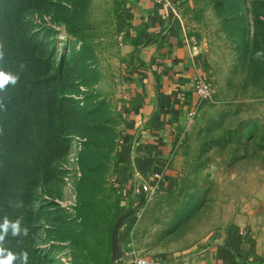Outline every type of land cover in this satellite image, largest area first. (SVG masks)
<instances>
[{
  "label": "rangeland",
  "instance_id": "obj_1",
  "mask_svg": "<svg viewBox=\"0 0 264 264\" xmlns=\"http://www.w3.org/2000/svg\"><path fill=\"white\" fill-rule=\"evenodd\" d=\"M169 6L201 49L212 98L199 105L173 155L172 189L134 201L123 198L116 172L130 85L131 52L123 45L132 25L129 1L11 6V29L30 55L31 79L58 73L56 94L78 108L70 112L66 105L64 134L55 145L45 139L46 154L32 148L31 167L14 166L12 188L0 193V224L19 221L21 231L13 235L9 228L0 257L11 251L13 264H24L25 253L27 264H109L114 225L125 217L119 244L127 259L175 258L219 243L232 226L249 223L250 206L264 207V40L257 22L264 21V5L172 0ZM20 33L29 41L22 43ZM20 64L12 69L18 79ZM43 86L42 100L33 98L29 108L41 129L48 126L46 80ZM18 87L17 80L11 89ZM39 157L52 160L53 169L39 170Z\"/></svg>",
  "mask_w": 264,
  "mask_h": 264
},
{
  "label": "crops",
  "instance_id": "obj_2",
  "mask_svg": "<svg viewBox=\"0 0 264 264\" xmlns=\"http://www.w3.org/2000/svg\"><path fill=\"white\" fill-rule=\"evenodd\" d=\"M132 25L123 36L130 53V80L125 107L117 181L125 200L145 198L137 191L149 184L172 189L174 153L182 143L199 99L195 78L205 77L201 49L189 42L170 6L158 0H128ZM264 207H249L248 224L239 222L219 243L156 264H264ZM243 219V217H242ZM250 226V227H249ZM109 264H131L126 253Z\"/></svg>",
  "mask_w": 264,
  "mask_h": 264
},
{
  "label": "trees",
  "instance_id": "obj_3",
  "mask_svg": "<svg viewBox=\"0 0 264 264\" xmlns=\"http://www.w3.org/2000/svg\"><path fill=\"white\" fill-rule=\"evenodd\" d=\"M20 1L22 2L19 3L17 0H0V70L12 73L14 64L18 66L21 63V72L18 79L19 87L16 90V87L11 89L13 84L9 83L3 89H0V120L4 119L2 131L6 140L3 150L0 151V193L12 188L14 184L12 181L15 176L13 168L16 164L20 168L27 170L31 167L30 163L36 157H31L30 152L32 148L37 152L46 154L47 147L45 146V150L43 149L45 139H47V142L49 141L50 145H55L57 143L56 140H59L63 136L64 122L70 116V113L69 115L66 113V105H68L70 112L71 109L75 111L78 108V104L74 100L66 97L60 99L56 94V85L61 80L58 73L47 75L45 77L47 79H31L30 55L27 54L28 51L18 48L15 35L13 34L14 29H11L13 24L12 15L16 12L11 6L13 4H20L21 7L27 3V0ZM262 1L264 0H256V2L263 3L264 5ZM257 22L259 23V32H261L260 34L264 40V21L257 20ZM18 36L22 43L29 41V38L25 37L24 34L20 33ZM17 53L21 55H17ZM30 79L32 85H30ZM45 80L49 84L47 91L48 126L45 129H41L33 126L32 119L29 117V108L33 98L39 99V102L42 100ZM28 85H30V88ZM51 85L54 87H51ZM54 120L57 126H54ZM62 140L65 139L63 138ZM50 154L51 158L53 154L52 150ZM33 155L39 154L35 152ZM42 159L43 157L37 159L39 160L37 164L38 169L42 168L44 172L51 171L53 169L50 165L52 160L44 161ZM1 197L4 198L2 195ZM6 206H8L7 203Z\"/></svg>",
  "mask_w": 264,
  "mask_h": 264
},
{
  "label": "built area",
  "instance_id": "obj_4",
  "mask_svg": "<svg viewBox=\"0 0 264 264\" xmlns=\"http://www.w3.org/2000/svg\"><path fill=\"white\" fill-rule=\"evenodd\" d=\"M166 3L168 6L172 4V0H158ZM194 89L198 95L199 105L212 98V87L208 80L199 75L195 78ZM119 185V184H118ZM137 191H143L148 193V197L156 192V189L149 184H142L137 188ZM131 264H156V262L150 258L143 256H136L131 260Z\"/></svg>",
  "mask_w": 264,
  "mask_h": 264
},
{
  "label": "clouds",
  "instance_id": "obj_5",
  "mask_svg": "<svg viewBox=\"0 0 264 264\" xmlns=\"http://www.w3.org/2000/svg\"><path fill=\"white\" fill-rule=\"evenodd\" d=\"M17 80L18 77L16 75L0 70V89H3L9 83L15 85ZM9 228H11L13 235H17L21 231L19 221L10 222L7 218H5L4 222L0 224V240L4 239V235L8 233ZM24 233L27 234V229H24ZM16 258L17 257L14 253L8 251L6 256L0 257V264H13V261ZM27 260V253H25L23 256L24 264H27Z\"/></svg>",
  "mask_w": 264,
  "mask_h": 264
},
{
  "label": "water",
  "instance_id": "obj_6",
  "mask_svg": "<svg viewBox=\"0 0 264 264\" xmlns=\"http://www.w3.org/2000/svg\"><path fill=\"white\" fill-rule=\"evenodd\" d=\"M125 217H121L117 220L114 225L113 232H112V259L113 260H120L123 257V252L121 251L120 244H119V230L123 225Z\"/></svg>",
  "mask_w": 264,
  "mask_h": 264
}]
</instances>
